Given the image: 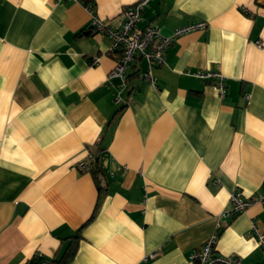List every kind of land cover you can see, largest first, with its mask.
Wrapping results in <instances>:
<instances>
[{"label": "crops", "instance_id": "1", "mask_svg": "<svg viewBox=\"0 0 264 264\" xmlns=\"http://www.w3.org/2000/svg\"><path fill=\"white\" fill-rule=\"evenodd\" d=\"M138 1L92 9L117 30ZM91 22L81 0H0V264L59 259L81 229L70 264H196L214 235L219 255L264 264V204L225 216L233 191H264V0H152L140 29L208 27L167 49L155 87L132 70L126 105ZM198 71L222 73L227 96ZM98 143L107 189L89 222L99 190L74 166Z\"/></svg>", "mask_w": 264, "mask_h": 264}, {"label": "built area", "instance_id": "2", "mask_svg": "<svg viewBox=\"0 0 264 264\" xmlns=\"http://www.w3.org/2000/svg\"><path fill=\"white\" fill-rule=\"evenodd\" d=\"M152 0H139L135 5L125 8L122 12L123 24L120 29L114 30L108 27L100 18H98L92 9L89 10L92 14L91 28L93 31L106 34L112 41L111 53L117 57V63L114 69L109 74V79H119L121 82L120 90L117 91L114 97L116 105H126L127 102L122 97V89L125 88L129 74L132 70L137 71L141 80L147 81L151 86L155 87L157 78L154 70L165 64V53L167 49L175 43L181 36L196 32L204 31L208 24L205 22H196L179 29H176L169 37L164 36L160 29L153 26H148L144 29L138 27L142 20V15L145 9L149 6ZM144 61L146 66L137 65V61ZM99 60L96 59L95 63ZM188 75L201 78L210 82L217 90L220 98L227 96V79L220 72L198 71L188 73ZM251 99L250 94L244 96V101L248 103ZM87 162H81L74 166L77 170H86ZM230 209L225 213L226 217H234L247 211L255 204H264V191L256 198H247L241 192L235 190L230 195ZM252 233L257 237L259 246L264 253V235L260 232L256 223L252 224ZM217 235H214L199 251L193 256L194 261L200 264H210L215 253ZM225 264H243V262L235 257L228 256L218 257ZM42 264H51V260L45 259Z\"/></svg>", "mask_w": 264, "mask_h": 264}, {"label": "trees", "instance_id": "3", "mask_svg": "<svg viewBox=\"0 0 264 264\" xmlns=\"http://www.w3.org/2000/svg\"><path fill=\"white\" fill-rule=\"evenodd\" d=\"M86 6L92 7V4L94 2V0H81ZM103 151V147H102V143H98L96 146V149L92 151V156L89 159V163L87 166V171L90 172L92 174V176L94 177V180L97 184L98 190H99V201L97 203V206L95 208V211L91 217V219L89 220L92 221L98 210L99 207L102 203V195L105 193L107 187L102 184V168H101V163H100V159H101V153ZM81 231L82 229L78 232V234L72 238H70L69 240V244L67 246V248L65 249L63 255L59 258V259H53L51 260V264H70L74 259L75 256L77 254L78 251V246H79V241L81 239ZM220 255L216 252L215 249V253L213 255V259L211 261L210 264H225L224 262L220 261L219 258ZM46 258H44L43 256H35L28 264H42L43 261H45ZM196 264H200L198 261H195Z\"/></svg>", "mask_w": 264, "mask_h": 264}]
</instances>
